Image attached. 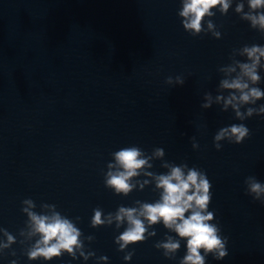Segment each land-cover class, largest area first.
I'll return each mask as SVG.
<instances>
[{
    "label": "water",
    "instance_id": "1",
    "mask_svg": "<svg viewBox=\"0 0 264 264\" xmlns=\"http://www.w3.org/2000/svg\"><path fill=\"white\" fill-rule=\"evenodd\" d=\"M181 6V0H0V228L17 237L0 264H101L100 256L107 264H179L186 241L174 259L154 247L166 235L178 239L162 224L149 229L155 237L127 249L134 251L130 261L114 242L123 227L90 226L97 207L107 214L159 199L161 190L143 172L133 182L149 183L127 197L105 187L112 153L133 145L149 156L164 149L144 171L167 173V162L206 172L209 211L229 253L219 261L209 255L206 264H264V205L246 195L244 183L248 176L264 183V115L240 121L216 99L228 95L220 82L231 77L219 68L231 63L233 49L264 46V37L234 12L235 2L227 15L211 18L221 39L194 37L183 29ZM258 72L264 91V69ZM177 76L183 85L166 83ZM205 93L208 109L201 107ZM241 123L250 137L238 145L222 141L216 150L218 130ZM27 198L37 212L47 203L73 221L79 217L83 237H94L84 240L85 249L95 256L29 261L28 245L19 243Z\"/></svg>",
    "mask_w": 264,
    "mask_h": 264
},
{
    "label": "clouds",
    "instance_id": "2",
    "mask_svg": "<svg viewBox=\"0 0 264 264\" xmlns=\"http://www.w3.org/2000/svg\"><path fill=\"white\" fill-rule=\"evenodd\" d=\"M235 2L234 12L240 19L247 21L250 27L257 30L264 37V0H181V9L178 16L182 19L183 29L192 36H200L202 33L211 34L215 39H221V32L211 19L218 11L221 15H227ZM245 3L247 11H245ZM206 24V27H205ZM236 56L246 57L242 62ZM231 63L219 68L226 77L220 82L221 89L227 90V97L217 96V102L223 100L222 111H227L229 106L235 113V118L244 121L254 115H264V104L258 107L257 101L264 99V91L259 85L261 76L258 70L264 69V46L258 44H245L239 49H233ZM235 73V76L232 74ZM169 85H183L185 80L181 76L168 77ZM206 103L202 108L211 107V94L205 93ZM251 135L250 129L243 123L232 124L218 130L214 136V147L222 149V141L232 144H241ZM193 149L199 145L193 138ZM165 155L163 148H156L152 155H146L137 146L123 147L112 153L113 161L107 165L105 173V187L111 189L116 195L127 197L140 184L143 189L145 180L133 182V178L143 175L155 180V186L161 190L160 197L155 202L135 201L132 207L119 206L115 212L104 213L103 209H93L90 220L92 228H100L115 225L116 229L124 230L115 237L117 250L124 252L123 259L130 261L134 251H127L130 246L144 243L150 237L156 236L153 226L162 224L169 232H174L177 238L166 235L154 247L162 251L167 259H174L181 248L180 241H186V253L179 264H206V258L211 255L215 260H223L228 256V237L221 235V228L214 223L215 213L209 211L212 202V183L206 172L196 168H189L186 163L175 165L164 163L167 173L154 174L144 171L151 168L149 160L153 157L162 158ZM246 195L264 205V183L255 176H248L244 181ZM37 205L31 198L22 201L21 211L27 216L25 228L21 229L20 244H27L24 254L29 261L42 260L50 262L67 254L72 259L83 258L84 261L95 256L92 251H86L84 240L91 242L94 237H83V233L77 227L76 220L68 218L57 211L54 204H41L46 211L37 212ZM0 256L6 250L11 249L17 243V237L7 229L0 228ZM83 237V238H82ZM15 256V251L10 253ZM108 257L100 256L98 261L107 264ZM11 264H17L15 260Z\"/></svg>",
    "mask_w": 264,
    "mask_h": 264
}]
</instances>
